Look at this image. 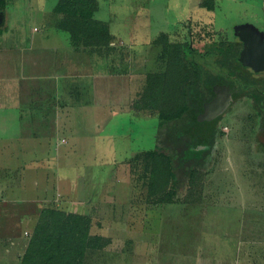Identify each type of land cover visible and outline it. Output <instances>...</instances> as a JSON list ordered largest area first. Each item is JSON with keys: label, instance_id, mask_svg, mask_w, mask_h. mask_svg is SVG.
Wrapping results in <instances>:
<instances>
[{"label": "rangeland", "instance_id": "obj_1", "mask_svg": "<svg viewBox=\"0 0 264 264\" xmlns=\"http://www.w3.org/2000/svg\"><path fill=\"white\" fill-rule=\"evenodd\" d=\"M98 1L94 17L107 21L115 44L123 43V48L129 50L120 66L117 61L120 48L116 46L115 65L119 69L114 68L122 71L130 67L136 71L134 78L139 77V71L143 74L164 67L160 60L153 61L150 45H143L147 38L152 39L158 33H168L173 41L187 40L190 46L193 44L196 55L203 54L196 62L208 63L209 67L225 62L221 56L215 61L213 55L219 54L220 45L226 46L236 39L239 29L236 25L264 34V0H215L212 10L202 7V0ZM55 2L7 0L0 22V73L11 63L12 48L16 53L21 42L32 39L31 34L33 39H41L38 36L44 32V17H53ZM190 23L193 30H189ZM33 27L39 31L33 33ZM199 39L209 42L202 44ZM129 41H133V46ZM206 51L209 53L204 54ZM231 77L243 85L241 76ZM248 81L252 83L253 78ZM124 84V80H118L113 99L120 96ZM89 87L92 90L91 84ZM94 91L98 96L103 93L97 86ZM146 91L144 85L140 90L142 97L138 98L143 110L140 115L128 114L122 107L99 128L91 124L93 117L102 116L105 102L101 99L99 105L95 101L89 105L86 102L85 109L92 110L90 117L84 109L71 107L65 121L69 125L62 136L57 135L61 142L66 140L59 142L65 160L61 159L63 153H56L54 161H40L36 169L28 165L33 162L15 160V196L17 191L18 196L27 199L40 194L44 197L41 207L54 205L89 214L93 222L91 232L107 240V247L88 253L85 264H190L198 249H206L200 251L206 253L210 248L230 250L229 243L234 247L235 242L226 239L232 230H236L233 235L243 236V250H247L244 247L247 241L253 242L255 251L264 249V128L261 132L263 119L253 109L252 98L227 97L213 112H207V107L200 103L199 114L191 119L187 130L196 139L190 155L199 157L208 149L212 131L213 151L208 161L199 166L193 182L183 185L172 201L163 202L148 194V174L136 156L157 145L160 107L144 106ZM115 108L116 105L112 107ZM95 133L99 134L102 140L99 147L104 150L94 156L87 152L91 146L87 139ZM30 208V212L38 210L33 205ZM37 215L38 212L30 214L32 220ZM24 227L29 230L32 225L21 226ZM252 229L259 230L258 238L250 235ZM25 242L26 239L16 240V256L22 253ZM254 257L258 262L261 260L257 253ZM13 261L16 260L9 257L5 264Z\"/></svg>", "mask_w": 264, "mask_h": 264}, {"label": "crops", "instance_id": "obj_2", "mask_svg": "<svg viewBox=\"0 0 264 264\" xmlns=\"http://www.w3.org/2000/svg\"><path fill=\"white\" fill-rule=\"evenodd\" d=\"M60 19L61 16L54 12L52 18L44 17V25L54 31L49 35L38 36L41 38L38 40L33 39L34 35L31 34L32 39L27 40L26 43L21 42L22 44L17 46L16 53L12 48L13 56L11 54L9 58L11 63L6 65L7 68L1 69L3 72L0 73V264H5L9 257L16 260L12 264H19V256L23 253L25 246L22 253L16 256L15 242L16 240L22 242L26 239L23 234H29V232L26 234V230L23 231L24 228L21 226L32 225L35 222L30 214L37 211L30 212V206L33 205L34 209L38 208L44 201V197L38 192L40 197L30 199L18 196V191L15 196V169H17L15 160L33 162L28 165L34 166L35 169L40 165V161H54L56 153H63L61 159L65 160V151L59 146L66 140L61 142L57 135L62 136V132L68 127L69 124L65 122L68 118L66 114L69 115L75 107L84 109L85 115L91 116V108L85 109L86 102L89 105L95 101L99 105L98 100L101 99L107 104L103 108L102 116L93 117L91 126L94 128H99L101 123L106 124V121L120 112L122 107L128 114L140 115L143 112L135 103L141 96L140 90L144 86L147 71L143 74L142 71L137 72L139 77L135 78L133 75L136 71H131L130 67L122 74L114 73L109 69L111 66H106L115 64L113 50L101 57L94 51L73 48L67 33L58 31L56 28ZM188 26L189 30H193L190 27L191 24ZM236 26L239 27L237 35L240 29H250ZM32 31L34 33L39 29L33 27ZM150 41L151 38H147L144 43L147 44ZM109 44L116 45L114 40ZM149 49L153 51L154 46L150 45ZM101 60L107 62L106 65L103 66ZM9 66H12L11 72ZM119 79L125 81L122 86L123 91L120 93V96L124 98L118 96L115 100L113 98L117 95L115 88ZM90 84L92 90L89 87ZM95 86L103 91L99 96L95 95L98 93L94 91ZM114 105L116 108L113 110ZM55 137L59 140H56V145ZM87 140L91 145L87 152L90 151L89 153L95 156V153L98 155L100 150H104L99 147L102 140H99L98 133L88 137ZM50 155L52 157L47 158ZM30 187L33 186L30 185ZM31 199L33 200L29 201ZM27 201L29 202L26 203ZM29 204L28 212L25 208ZM24 213L27 216H24ZM232 232L235 233L236 230ZM241 232L244 234L243 229ZM258 232V229H252L250 235L258 238ZM233 233H229L226 238L227 241L235 242L234 247L231 243H227L230 250L210 248L206 253H202L200 251L206 249H198L195 258L190 260V264L191 261L194 264H264V249L258 248L259 250L255 251L253 242L247 241L244 246L247 250H243V236L239 238ZM106 247L93 251L106 250L104 249ZM210 250L213 251L210 252ZM254 253L261 257L259 262L256 261L258 259L254 257ZM201 256L206 258L201 259Z\"/></svg>", "mask_w": 264, "mask_h": 264}, {"label": "trees", "instance_id": "obj_3", "mask_svg": "<svg viewBox=\"0 0 264 264\" xmlns=\"http://www.w3.org/2000/svg\"><path fill=\"white\" fill-rule=\"evenodd\" d=\"M98 2V0H56L52 12L61 16L56 28L67 33L73 48L94 51L101 57L112 50L115 56L116 46L119 47L117 61L121 66L125 61V55H129V50L123 48V43L109 44L114 40L115 35L110 32L107 21L94 17V13L98 10ZM6 4L7 0H0V13L3 15ZM200 4L212 10L215 0H202ZM51 32L50 27H44V36ZM237 37L239 38V35ZM202 40H200L202 44L209 42L206 39ZM130 44L133 46V41H130ZM145 44L143 42V45ZM147 44L154 46L150 54L153 61L160 60L164 65L158 70H148L145 73L144 83L147 89L144 106L160 107L157 145L136 156L144 164L148 174V194L157 196V199L163 202H170L183 185L193 182L199 166L204 165L211 155L210 149L199 157L190 155L196 139L187 133L191 119H195L198 113L200 103L211 97V85L223 81L234 88L246 87L249 77L236 71L235 66L239 64L235 61V56L238 55L235 40L226 46L220 45L219 54H214L213 58L217 61L221 56L220 59L225 62L222 65H220L222 62H219V65L213 64L212 68L208 63L196 62V59L201 58L203 54L196 55L193 44L190 46L187 40H170L166 32L156 34ZM208 53L206 51L204 54ZM106 63H102L103 66ZM106 66H111L109 69L116 74L126 71V69L122 71L115 69V64ZM231 75L241 76L243 85L239 83L240 81L233 80ZM248 87L252 89V86ZM137 100L135 105L142 106L141 101ZM209 142L210 148L213 141ZM37 212L31 231L26 227L23 229L29 234L26 235V245L19 256V264H85L88 253L107 246V240L91 232L93 222L89 214L59 209L54 205L40 206Z\"/></svg>", "mask_w": 264, "mask_h": 264}, {"label": "flooded vegetation", "instance_id": "obj_4", "mask_svg": "<svg viewBox=\"0 0 264 264\" xmlns=\"http://www.w3.org/2000/svg\"><path fill=\"white\" fill-rule=\"evenodd\" d=\"M261 38H263L264 40V34L261 33ZM237 47H238V55L241 52L242 48H243V43L242 41L236 37V39H234ZM256 54L258 58H262L264 57L263 52L261 51V49H256ZM235 56V61L239 64L236 67V71L240 72V74H244L247 75L249 78H253V82L250 83L249 81L246 82V87H232L231 84L227 83V82H223V81H219V82H215L211 85V92L212 95L209 99L207 100H203L201 103L204 104V106L207 107V109L209 111L207 112H213L215 110H217L219 108V104L225 102L227 97L232 99L236 96H250L252 98V106L253 109L259 114L260 118L263 119V126L261 127V132H263V128H264V73H262L264 71V69H262L263 67H258L261 68V70H258L255 74H249V70H247L244 66H242V64L238 61V57L239 56ZM246 70V71H245ZM245 71V72H244ZM249 73H248V72ZM252 86L253 89V93L250 94L249 92V87L248 86ZM251 90V89H250ZM219 100V101H218ZM200 111V106L198 109V112ZM199 114V113H197ZM213 133L212 135L210 134V136L208 137V142L209 141H215V132H211ZM264 135V133H263ZM211 136H214L213 138ZM259 141V140H258ZM212 142V144H213ZM210 143V142H209ZM211 144V145H212ZM210 146V145H209ZM208 149H210V154L213 151V147L211 146L210 148L208 147ZM207 149V150H208ZM204 153V152H203ZM203 155V154H202Z\"/></svg>", "mask_w": 264, "mask_h": 264}, {"label": "water", "instance_id": "obj_5", "mask_svg": "<svg viewBox=\"0 0 264 264\" xmlns=\"http://www.w3.org/2000/svg\"><path fill=\"white\" fill-rule=\"evenodd\" d=\"M2 14L0 13V22ZM239 38L243 43V48L239 53L238 61L244 66L251 74H255L258 70L264 69V57H257L256 49H261L264 54V40L261 35L254 30L240 29L238 32ZM264 73V71L262 72ZM219 101V100H218ZM221 103L219 104V106Z\"/></svg>", "mask_w": 264, "mask_h": 264}]
</instances>
